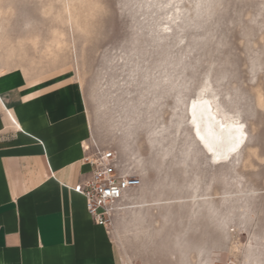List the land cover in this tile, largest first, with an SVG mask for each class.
<instances>
[{
	"label": "rangeland",
	"instance_id": "1",
	"mask_svg": "<svg viewBox=\"0 0 264 264\" xmlns=\"http://www.w3.org/2000/svg\"><path fill=\"white\" fill-rule=\"evenodd\" d=\"M6 69L69 71L89 136L139 177L114 264H264V0H0ZM201 90L244 125L223 163L192 135Z\"/></svg>",
	"mask_w": 264,
	"mask_h": 264
},
{
	"label": "crops",
	"instance_id": "2",
	"mask_svg": "<svg viewBox=\"0 0 264 264\" xmlns=\"http://www.w3.org/2000/svg\"><path fill=\"white\" fill-rule=\"evenodd\" d=\"M90 142L69 71L0 70V264H114L109 231L72 189Z\"/></svg>",
	"mask_w": 264,
	"mask_h": 264
},
{
	"label": "built area",
	"instance_id": "3",
	"mask_svg": "<svg viewBox=\"0 0 264 264\" xmlns=\"http://www.w3.org/2000/svg\"><path fill=\"white\" fill-rule=\"evenodd\" d=\"M82 149L81 163L88 164L90 169L72 189L84 197L86 211L92 220L107 228L117 203L138 186L140 179L122 168L113 149L95 143L83 144Z\"/></svg>",
	"mask_w": 264,
	"mask_h": 264
},
{
	"label": "bare ground",
	"instance_id": "4",
	"mask_svg": "<svg viewBox=\"0 0 264 264\" xmlns=\"http://www.w3.org/2000/svg\"><path fill=\"white\" fill-rule=\"evenodd\" d=\"M193 104L196 105L194 109ZM215 109L216 107L213 105L211 98L205 96L202 93V90L199 92L197 97L190 100L187 105L188 120L190 122L193 138L209 154L211 160L217 164L223 163L237 154L244 146L247 136L244 125L241 121H238L236 118L229 117L224 112L218 114V111ZM198 129L200 134L206 137L205 143L211 147L212 151H209V149L205 147V143H202L199 140L197 136ZM234 147L235 151H232L231 149ZM137 187L130 189V191L123 197V200L117 203L116 210L111 215V223H113L114 215L120 210L146 205L143 200L133 201L132 204L128 205L125 204L126 201H128L131 191Z\"/></svg>",
	"mask_w": 264,
	"mask_h": 264
},
{
	"label": "snow or ice",
	"instance_id": "5",
	"mask_svg": "<svg viewBox=\"0 0 264 264\" xmlns=\"http://www.w3.org/2000/svg\"><path fill=\"white\" fill-rule=\"evenodd\" d=\"M195 107H196V105L193 104V109H194ZM197 136H198L199 140H200L202 143H205V141H206V137L200 134L199 129L197 130ZM205 147H207V148L209 149V151H212L211 147H210L207 143H205ZM231 150H232V151H235V147L232 148Z\"/></svg>",
	"mask_w": 264,
	"mask_h": 264
}]
</instances>
